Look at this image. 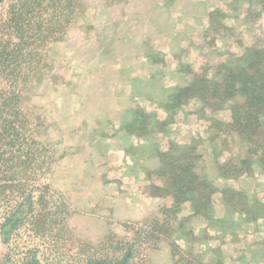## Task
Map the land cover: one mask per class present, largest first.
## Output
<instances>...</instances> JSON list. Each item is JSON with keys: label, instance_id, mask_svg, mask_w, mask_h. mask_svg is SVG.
Returning a JSON list of instances; mask_svg holds the SVG:
<instances>
[{"label": "rangeland", "instance_id": "obj_1", "mask_svg": "<svg viewBox=\"0 0 264 264\" xmlns=\"http://www.w3.org/2000/svg\"><path fill=\"white\" fill-rule=\"evenodd\" d=\"M81 1L0 75V264H264V0Z\"/></svg>", "mask_w": 264, "mask_h": 264}, {"label": "trees", "instance_id": "obj_2", "mask_svg": "<svg viewBox=\"0 0 264 264\" xmlns=\"http://www.w3.org/2000/svg\"><path fill=\"white\" fill-rule=\"evenodd\" d=\"M82 9L81 0H0V75L15 81L19 72L29 71L33 62L41 60L39 50L62 33ZM19 99L13 84L0 98V142L15 137L24 125ZM261 106L264 104L258 105ZM259 108L252 111V119H257ZM121 257L115 264H128L130 255L126 251ZM87 264L111 262L97 260Z\"/></svg>", "mask_w": 264, "mask_h": 264}]
</instances>
